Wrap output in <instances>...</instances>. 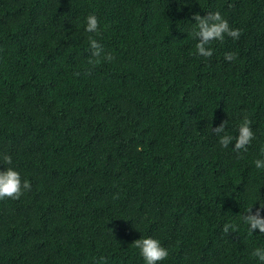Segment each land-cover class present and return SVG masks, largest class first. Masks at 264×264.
<instances>
[{"label": "trees", "instance_id": "obj_1", "mask_svg": "<svg viewBox=\"0 0 264 264\" xmlns=\"http://www.w3.org/2000/svg\"><path fill=\"white\" fill-rule=\"evenodd\" d=\"M214 12L240 37L204 58L192 16ZM89 38L114 59L89 63ZM245 118L247 151L222 147L212 127ZM258 159L264 0H0V171L31 184L0 200V264H145L149 237L158 264H261Z\"/></svg>", "mask_w": 264, "mask_h": 264}, {"label": "clouds", "instance_id": "obj_2", "mask_svg": "<svg viewBox=\"0 0 264 264\" xmlns=\"http://www.w3.org/2000/svg\"><path fill=\"white\" fill-rule=\"evenodd\" d=\"M192 19L197 22L198 31L193 33L194 38L198 40L196 43V53L204 58H211L213 50L209 45L213 41L223 42L225 37H230L237 40L240 37V30L230 27L228 21L224 19L219 12L208 13L201 16L193 14ZM99 30V21L95 15H89L86 18L85 31L88 33H97ZM89 48L91 57L89 63H99L101 60L111 62L114 57L111 54L105 53L102 45L95 39L89 38ZM226 61L235 59V53H226ZM77 75H79L77 73ZM225 122L219 126L212 127L213 134L220 136L219 143L222 147L228 148L233 145V151L240 153L247 151V146L255 138L251 127V121L247 118L239 125L238 135L234 138L231 135H221L224 132ZM233 139L235 143L233 144ZM137 150H140L139 148ZM3 161L11 165L12 158L10 155H4ZM255 167L257 169L264 168V160H256ZM31 190V184L28 180H22L18 171L9 167L4 171H0V200L12 199L18 200L26 191ZM264 206H260L253 211L252 207L247 209L243 219L248 225V231L253 233L258 230L259 233L264 234V215H262ZM233 227L231 224H225L223 231L225 234ZM134 247L140 250V255L143 257L145 264H158V262L165 260L168 257V251L161 246L160 242L151 237L137 239L133 242ZM252 255L256 257L261 264H264V248H256Z\"/></svg>", "mask_w": 264, "mask_h": 264}]
</instances>
